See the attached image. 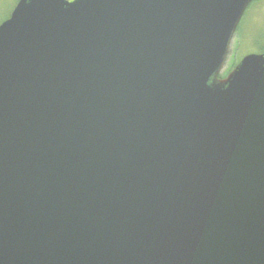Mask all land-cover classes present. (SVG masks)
Segmentation results:
<instances>
[{
    "label": "water",
    "instance_id": "obj_1",
    "mask_svg": "<svg viewBox=\"0 0 264 264\" xmlns=\"http://www.w3.org/2000/svg\"><path fill=\"white\" fill-rule=\"evenodd\" d=\"M254 0H19L0 24V264H264Z\"/></svg>",
    "mask_w": 264,
    "mask_h": 264
},
{
    "label": "rangeland",
    "instance_id": "obj_2",
    "mask_svg": "<svg viewBox=\"0 0 264 264\" xmlns=\"http://www.w3.org/2000/svg\"><path fill=\"white\" fill-rule=\"evenodd\" d=\"M18 1L0 0V24L9 18ZM259 53H264V0L254 1L246 9L229 45L219 77L226 78L244 56Z\"/></svg>",
    "mask_w": 264,
    "mask_h": 264
},
{
    "label": "trees",
    "instance_id": "obj_3",
    "mask_svg": "<svg viewBox=\"0 0 264 264\" xmlns=\"http://www.w3.org/2000/svg\"><path fill=\"white\" fill-rule=\"evenodd\" d=\"M255 1H258V0H255Z\"/></svg>",
    "mask_w": 264,
    "mask_h": 264
}]
</instances>
